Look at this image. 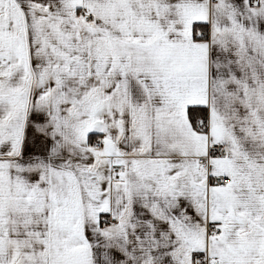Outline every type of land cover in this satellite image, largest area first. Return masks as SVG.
I'll return each mask as SVG.
<instances>
[{"label": "snow or ice", "instance_id": "6c2138e0", "mask_svg": "<svg viewBox=\"0 0 264 264\" xmlns=\"http://www.w3.org/2000/svg\"><path fill=\"white\" fill-rule=\"evenodd\" d=\"M0 264H264V0H0Z\"/></svg>", "mask_w": 264, "mask_h": 264}]
</instances>
